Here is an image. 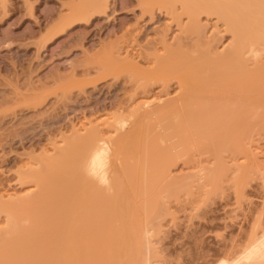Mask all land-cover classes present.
Instances as JSON below:
<instances>
[{
    "label": "rangeland",
    "instance_id": "1",
    "mask_svg": "<svg viewBox=\"0 0 264 264\" xmlns=\"http://www.w3.org/2000/svg\"><path fill=\"white\" fill-rule=\"evenodd\" d=\"M90 1L96 2V0ZM99 1L96 2L98 4L91 2L89 4V0L0 2V195L4 198V202L16 201L15 199L25 197L26 194L36 190L37 187L33 182L21 180L25 172L39 170L43 164L52 167L57 161L54 167H59L57 172L62 175L65 169L63 166L68 168L67 164L74 159L70 157L71 159H65L67 161L70 159L67 164L65 160L61 163L62 155L58 157L57 155L64 146L71 149L68 144L70 140L72 144L74 143L75 136L84 133L86 135L88 129L99 127L100 130L105 131L104 133L107 132L105 135L107 141L113 142L126 132L124 135L128 133L127 136L130 138L129 141L127 140V145H123L126 142L121 144L123 152L120 153V157L128 155L122 159L119 155H115L123 161L122 166L115 167L112 157L106 150L103 151L107 156L106 161L108 160L107 169L117 175L121 173L117 176L120 179L117 184L119 189L117 197L115 196L114 200V197L109 196L108 205L112 209V205L115 204L116 216L113 215V219L119 220L115 226L119 227L120 223L127 228L129 220L133 226L140 225L139 230L143 231L142 228L152 224L147 228L150 231L149 240L152 249L148 255L152 254L150 258L153 264H264V124L260 123L262 117L259 119L264 108L262 111L259 109L261 107L255 106V103H261L257 98L258 88L255 89L253 83L242 90L244 92L242 97L246 99L244 103L249 106V113L252 112L246 115L248 122L245 121L247 125L244 122V129H241V125H237L240 123V118L245 117L240 114L239 108L234 107L233 102L236 103L237 96L225 95L226 91L227 94L228 92L235 94V87L230 88L234 87V91L222 89L224 87L222 82L221 88L218 87L221 86L220 83L215 88L210 87L206 98L218 101L219 106L216 110L213 108L212 113L224 116L228 112L226 118L229 117L232 109L229 106L234 99L232 102L234 110L230 113V118L224 121L225 117L219 116L223 124L218 125L219 122L221 123L219 120L218 123L209 121L206 124L209 128L201 133L186 131L184 138H181L184 134L182 131L176 134L172 129L164 131L160 128V125L166 126L163 118L160 119V105L178 98L181 88H178L180 83L177 81L179 73L175 74V72L172 75V70L168 81L165 82L167 87L163 88L162 82L159 81L160 61L155 64V59L158 60L160 52H163L159 39L165 37L167 43H171L175 35L179 38L181 32L178 22L172 19L166 10L157 6H154L151 12H147L149 0H107L106 7L103 5V0ZM94 5L99 6L98 9L93 7ZM76 7L78 11H75ZM98 10H101L100 13ZM181 12L180 9L177 11V13ZM182 18L183 23L188 22L186 16ZM200 20L204 26L206 40L212 43V48L214 46L218 53L227 51L232 44V36L218 25L217 17L201 14ZM177 37H174L173 42ZM261 55L259 59H264V53ZM183 63L186 62H181L183 66L179 65L180 69L185 68L181 71L196 70L191 63L190 65ZM147 85L149 87L146 89ZM227 99L232 101L229 102ZM224 100L228 102L225 103ZM153 110L158 111L152 118L148 116L143 121L145 113ZM142 111L144 116H141ZM134 112L136 116L132 114ZM139 117L142 122L138 121ZM119 119L126 122L123 123L125 127L122 129L117 127L116 122L120 121ZM135 119L136 123H134ZM137 121L141 130L136 129ZM241 124L243 125L242 122ZM147 125L150 127L145 128L144 126ZM149 129L152 134L149 133ZM136 131L138 133L140 131V135ZM147 131L152 136L151 139ZM136 134L139 137L137 141ZM115 150L118 152L119 149ZM72 153L73 158L74 155L78 158L77 152ZM162 160L166 163L169 161L168 165L161 164L164 167L167 165L164 172L160 171L162 168L158 169ZM45 166L44 169L49 171L48 168L51 167ZM210 171H214L211 172V175L214 174L213 180L209 175L211 182L205 177ZM49 173H53L52 177L49 174L51 182L62 178L54 172ZM67 177L73 178L71 175ZM173 178L176 181L180 180L178 183H182L178 184L174 181L169 184L174 180ZM59 180L53 182L54 185L51 182L50 184L60 185L61 180ZM77 180H79L78 176L73 182ZM71 184L68 182V186ZM77 185L79 189V183ZM56 186L61 189L60 186ZM77 188L75 191L77 193L71 189L73 192L71 197L75 195L77 199L73 201L75 203L70 223L68 220L70 227L75 226L76 223L80 225L77 213L82 200L78 196ZM176 188L178 190L175 191ZM59 189L57 191H60ZM167 189L171 191L168 192L170 193L168 196ZM131 190L134 192L132 193ZM50 193L47 197L49 200ZM58 193L60 196V192ZM161 196L164 198H162L163 202L159 199ZM56 197L52 202L59 199ZM151 197L153 199L150 200ZM157 199L160 200L157 201L158 204L162 203L159 208L158 205L155 206ZM112 200L114 204L111 203ZM149 201H151L150 205H148ZM58 205L60 204L57 203L56 209ZM131 209L135 214L133 212L130 214L135 217L131 216V218L130 214H127L126 218L125 211L131 212ZM147 210L149 215H146ZM90 212L92 213L89 211L84 218L87 216V219H91ZM119 213L125 217L122 222ZM158 213L159 218L156 216ZM137 214H139L138 219ZM132 219L143 223V227ZM151 221L159 222L155 224ZM65 225H63L64 229ZM53 229L55 230V227H52ZM70 231L67 224L66 235L64 233L59 235L62 234V239L65 237V240L72 239L75 236H71ZM141 240L144 242H141L142 246L144 244L145 247L146 241L143 237ZM133 247V243L124 242L121 248L123 251L127 249L125 253L129 257L133 258L134 255L137 260L143 259L146 255V251H143L145 248L141 247L144 255L141 250V253L137 252L136 255L133 254L135 250ZM130 249L133 252L129 251ZM134 258L130 262L135 260Z\"/></svg>",
    "mask_w": 264,
    "mask_h": 264
},
{
    "label": "bare ground",
    "instance_id": "2",
    "mask_svg": "<svg viewBox=\"0 0 264 264\" xmlns=\"http://www.w3.org/2000/svg\"><path fill=\"white\" fill-rule=\"evenodd\" d=\"M6 1H8V0H0L1 3H4ZM90 2L91 1L89 0V4H90ZM96 2H97V0H96ZM96 2H93V3H96ZM99 2H101V0ZM102 2L104 3L103 5L106 7L107 6V0H103ZM78 3H79V1H78ZM146 3H147V1H146ZM96 4H98V3H96ZM82 6H81V8H82ZM89 6H87V7H89ZM100 6H102V5H100ZM154 6H157V7H160V9L166 10L167 14H169V16L171 15V18L175 19L178 22L177 24H178V28L180 30L179 32H181L180 35L182 34L181 36L179 35V38L176 35L174 36V37H177V39H178V40L177 39L175 40L176 42L175 41L173 42L174 37H172L173 43L169 42L171 45H169V43H167L168 40H165V37L163 39H159V40H161L160 44H162V45L160 47H161V50L163 52L162 53L160 52V54H159L160 57L158 60L155 59L156 60L155 64H157V62L159 63V61H160V79H159V81H160V83L162 82L163 88L167 87V86H165V82L168 81V78L170 77L169 75L171 73V70L173 72L172 75L175 72H176L175 74H177V73L181 74V75H179V74L177 75V78H178L177 81H178V83H180V86L178 85L179 86L178 88H181V90H180L181 93L179 94V97L176 98L175 100L168 101V102L160 105V112H159L160 113V119L163 118V121L166 122V126L163 127L162 125H160V128L163 129L164 131L172 129L175 134L179 131H180L179 133L184 132V134L181 137V138H184L186 131H192V132L199 131L201 133L204 131V129L206 130L207 128H209L206 125L209 121H211V122L214 121L216 123L221 121L219 116H223L222 114L212 113L213 112L212 109L214 108L216 110V107L219 106L218 101L210 100L206 97L208 96L207 94H208V90L210 89V87L215 88V86H217L220 83L221 86H218V87L221 88L223 86L222 84L224 83V87H222V89L227 88L228 90H232V91L235 90V94L234 93L231 94L230 92H228L229 94H227V91L225 92V90H224V92H225V95H231V96L236 95L237 96L236 103L233 102L234 99H233V101H232V99H227V100H229V102L232 101L235 104L234 105L231 102L232 105L230 104L231 106H229L232 108L230 110V113L232 112V110H234V108H233V105H234V107L239 108L238 111L240 112V114H242L243 117L244 116L246 117V118L244 117V119L241 117L240 123L238 122L239 124H237L238 126L239 125L242 126V127L240 126L241 129L242 128L244 129V125L245 124L247 125V122H248L246 120V119H248L247 118L248 116H246V115H248V113H249V106L246 103H244V101L246 99L242 97V95L244 94V92H242V90H245L247 88V86L252 85L254 83V85H252V86H254L255 89L258 88V93L256 92L257 98L259 99V101H261V103H258V102L255 103V106L261 107V108H259L261 110L264 108V59H259L260 56H262L261 54L264 53V0H149L147 3V12H151L153 10ZM93 7L98 9L99 6L94 5ZM77 8L78 7H76L75 11H78ZM179 9L182 11L181 13H177V11ZM92 10H94V9H92ZM100 11L98 10L99 13H100ZM201 14H206L210 17L216 16L217 20H218V25H220L223 28L224 32L231 34L232 44L230 45L228 50L225 49L227 51H225L224 53L216 52V48H214V46L212 48V46H211L212 43H210L209 40L208 41L206 40L207 38L204 35V26H202L201 20H200ZM182 16L187 17V19H188L187 23H183L184 20H183ZM70 17H72V16H70ZM162 33L163 32H161V34ZM162 37H163V35H162ZM164 51H165V53H164ZM154 55L156 56V53ZM128 57H131V56H128ZM184 61L186 63H183V64H185V65L189 64L190 65V63H191V66H193L194 69L196 68V70H193L191 72L181 71V69H185L183 67L180 69V66H183V65H181V62H184ZM185 65H184V67H186ZM180 72H182L183 74ZM156 81H158V79ZM231 86H234L235 89H234V87H233L234 90L230 89ZM148 87H149V85L146 86V89ZM224 102L227 103L228 101L226 102L224 100ZM225 105H227V104H225ZM146 107H148V106H146ZM255 109H254V111H255ZM158 110L147 111L145 113V117L144 118L142 117L143 118L142 120L144 121V119H147L148 116L150 118H152V116L155 115L157 113L156 111H158ZM251 110L253 111V109H251ZM257 110H258V108H257ZM137 113L138 112L136 111V114ZM230 113H229V117L227 116V118H230ZM250 113H252V112H250ZM132 114H135V112ZM136 114H135V116H136ZM227 114H228V112H227ZM227 114H225V115H227ZM263 114H264V111L259 118V119H261V117H262V119L260 121V123H262V124H264V115ZM137 115H139V114H137ZM225 115L223 116V118L225 117ZM141 116H144L143 111H142ZM140 118L141 117H139L138 121L142 122V120ZM227 118L225 117L224 121ZM119 120L120 121L117 120L118 122H116V121L115 122L118 125L117 127L122 129L123 127H125V124H123V123H126V122H124L123 119H119ZM138 121L136 124L137 127L135 125L134 126L136 127L137 130L138 129L141 130V128H138V126H139ZM245 121H247V122H245ZM241 122L243 123V125L241 124ZM244 122H245V124H244ZM134 123H136V119H135ZM223 123L224 122L222 120L221 123L220 122L218 123V125L223 124ZM160 124H162V123H160ZM218 125L216 124L217 128H218ZM115 126H116V124H115ZM144 127L146 128V127H150V126L147 125ZM115 129H116V127H115ZM136 129L134 128V130H136ZM142 129L145 130L144 128H142ZM149 130H150L149 133L152 134L151 129H149ZM87 132L88 133H86V135L84 133L83 135L81 134V135L75 136V138H74L75 140H74L73 144L71 143V140H70L71 145L68 144L69 142H67V144L69 146H71V149H67L70 147L67 146V148H66L64 146V148H63L64 151L61 149V152H60V150L58 151V153L60 152L61 154L60 153L58 155L56 154L57 157L62 155L60 157L61 163H63V161L65 159H68L70 157H72V159H74L73 161H70V163H68V161L71 158L68 161L67 160L64 161L66 164L68 163L67 165H69V166L66 165L68 168L63 166V168H65L64 170L62 168L63 174L65 173L64 175L63 174L61 175L57 172V170L59 171L60 168L54 167L57 164L56 163L57 161L55 162L56 164L53 163L54 160L52 158L53 161L50 160L53 163L52 167L49 164H45L47 166H45L43 164L42 167L40 168L41 170L40 169L39 170L37 169L38 171L37 170H30L28 172L23 173L21 176L22 181H29L31 183L32 182L34 183V186L37 187V188H35L37 190V191L36 190L34 191L35 193L34 192L32 193V191H31V193L26 194L25 197L15 199L16 201H14V200H11V202L7 201L8 203L4 202V198L2 197V195H0V225H1V227H0V264H138L139 261H140V264H151V263L153 264V262L151 261V258H150L152 254L150 256L148 255L149 254L148 252L152 249H151V243L149 240V236H150L149 232L150 231L147 228V227L151 226L152 224L147 226V227L142 228V229H144L142 231V230H139V226H140L139 224H141L143 227V223H139L138 220H137L138 222H136L135 220L132 219V221L136 222L137 224L139 223L138 224L139 226L137 225L138 227H136L134 224V226L136 227L135 228L133 226V224L131 223V221L128 220V225L126 228L125 226H122L120 223H119V227L117 225L115 226V224H117V222H119V220L117 221L118 218H116V220L113 219L114 218L113 215L116 216V213H115L116 211L114 209L115 208L114 207V205H115L114 200H115L116 194L118 193L117 191L119 190L117 184H118V181L120 180L117 176L121 173L118 172L119 174L117 175V173H112L111 171H109L107 169L106 166H107L108 160L106 161L107 156L103 154V151L106 150L107 154L112 157V159H113L112 163L115 165V167L117 165L122 166L124 163L121 159L123 157L125 158V156H127L128 154L124 155V156L122 155L123 156L122 158L120 157V153L123 152V151H121V146H122L121 144L126 142V144H123V145H127V140L129 141L130 137H128L129 136L128 133H127L128 136L124 135L126 133L125 132L123 134V136H120L116 141H113V142L110 141L109 142L106 139L107 137L105 138V135L107 132L104 133L105 131L100 130L99 127H93L92 130L88 129ZM139 133H140V131H139ZM149 133L147 131L148 135H149ZM138 134H136L137 138L135 137L136 141L139 138ZM132 135H134V132ZM148 135H147V137L150 136V135L149 136ZM147 137L145 136V138H147ZM176 137H178V136H176ZM140 138H142V137H140ZM151 138H152V136H150V139ZM185 139H186V136H185ZM185 139H184V142H185ZM130 141L132 142V140H130ZM72 142H73V140H72ZM133 142H135V141H133ZM184 142H183V145H184ZM76 147H77V149H76ZM116 148L119 149V150H117L118 152H116V150H115ZM187 148H188V146H187ZM74 149H75V151H74ZM124 149H125V147H124ZM72 152H75V154L77 152L78 158H76V155H74L75 157L73 158ZM115 155H119V157L121 159ZM131 159H132V157H131ZM136 160L138 161L137 158H136ZM127 161H125V162H127ZM162 161L159 165L160 167L158 166V169L162 168V170L160 169V171L164 172L167 169V165H168L167 163H169V161L167 163L165 160H162ZM132 162H133V160H132ZM162 163L167 164V165H165L166 169H165L164 165L163 166L161 165ZM146 164L147 163H145V165ZM63 165H65V164H63ZM44 166L45 167L50 166L51 168H48L49 171H46L47 169L45 170ZM147 166H149V165H147ZM153 166H155V165H153ZM61 167H62V165H61ZM43 170H45V171H43ZM49 172H54V174L56 173V175L58 177H59V175H60V177H62V178H60V180L63 181L62 182L63 184L61 183V181L57 177H56L57 179L52 178V179H54V181H53L54 183L57 180L60 181L59 182L60 185L57 183H56V185L60 186L61 189H59V187H57L55 185L60 191H57L58 189L56 188L57 189L56 190L55 186H52V184H50V182H51L50 178L52 177L53 173L51 174ZM121 172H123V170H121ZM211 172L212 171H210L205 176L206 180H209L211 176H212V180H213L214 174L211 175ZM49 174L51 175V177H49L50 176ZM66 174L73 176V178L72 177L69 179H68V177L66 178V176H68ZM75 175L78 176L79 180H77L76 182H73V179L75 180V177H76ZM122 175H124V173H122ZM122 175H121V177L123 179L125 177V175H124V177ZM209 175H210V177H209ZM63 177L65 180H63ZM154 179H155V177H154ZM70 180H72V181H70ZM125 180H126V178H125ZM174 181L178 183L180 180L176 181V179H174L173 181H170L169 184H172ZM186 181L187 180H185V182ZM53 182H51V183H53ZM64 182L67 184V185L65 184L66 187H63L65 189L62 188V186H65ZM68 182H69V184H71V183L72 184L68 186ZM183 182H184V180H183ZM188 182H189V180H188ZM209 182H211V179ZM54 183H53V185H54ZM78 183H79V189L77 188ZM180 183H182V182H180ZM180 183H178V184H180ZM169 184H168V186H169ZM212 184H213V182H212ZM73 185L75 186L74 189H73ZM189 185H190V183H189ZM175 186H176V183H175ZM178 186H180V185H178ZM156 187L157 186H155V188ZM181 187H183V186H181ZM76 188L79 190L78 196H79L80 200H82V204H81L80 208H78V213L76 212L77 216H78V222L80 221L79 222L80 225H78L76 223L75 226L71 225V227H70L69 223H70V220L72 218L71 213L74 209L73 204L75 203L73 201H75L77 199L74 197L75 195H73V197H71V196H72V193L76 191ZM172 188H174V186ZM185 188H187V187H185ZM51 189L53 192L51 191ZM53 189H55V191ZM69 189H70V191H71V189H73L72 190L73 192L72 191L70 192ZM156 189L158 190V188H156ZM174 190L176 191V190H178V188H176ZM50 192L53 193L52 194L53 196L51 195ZM54 192H56L55 195L58 194L57 197L54 195ZM58 192H60V194H61L60 196H59ZM133 192L134 191H132V193ZM168 192H171V191L170 190L167 191V196L170 194V193L168 194ZM49 193H50V200H49V198H47V197H49V195H48ZM75 193H77V192H75ZM186 193H187V191H186ZM165 194L166 193H164L163 195H165ZM187 194H189V193H187ZM68 196H69V198H68ZM109 196H111L112 198L114 197L113 198L114 200L111 201V203L114 204V205L111 204L113 207L112 208L113 211L111 209V206L108 205V203L110 201L109 200L110 198H108ZM162 196L159 199L162 200V202H163L164 198ZM167 196L165 195L166 198H167ZM177 196H180V195H177ZM54 197L59 198V199L55 198L57 200V202H56V200L54 202H52L54 200ZM70 197H71L72 202L70 201ZM152 197L149 199L150 200L153 199ZM132 199H134V198H132ZM173 199H175V198H173ZM61 200L63 201V203ZM160 200L157 199L155 201L156 202L155 206L158 205V208H159V205H162V203H160V204L157 203V201L159 202ZM68 202H71V204ZM118 202H119V200H118ZM126 202H128V201H126ZM150 202L151 201L148 202V205H150ZM53 203H56V204H53ZM57 203H59L61 206L58 205V208L56 209ZM65 203H66V207L64 205ZM106 203H107V205H106ZM54 205H56V206L54 208H52ZM126 205H127V203H126ZM71 207H72V209H71ZM128 207H129V205H128ZM126 208H127V206H126ZM150 208L153 209V207H151V206H150ZM163 208H164V206H163ZM52 209H54V210H52ZM61 209H63V210H61ZM75 209H77V208H75ZM135 209H137V208L135 207ZM152 209H150V210H152ZM155 209H157V208L155 207ZM58 210H61V211H58ZM69 211H71V212L69 213ZM89 211H92V213L90 212L91 213L90 214L91 219L89 218L90 220L87 219L88 218L87 216H86L87 218L86 217L84 218V216L87 213H89ZM153 211H154V209H153ZM163 211L166 212V210H164V209H163ZM67 212L71 217L68 216ZM113 212L115 214H113ZM126 212H127V210L125 211L126 218L128 217L127 214H130V213L132 214V212H133V214H135L134 211H132V209H131V212H130V210L128 211L129 213L128 212L126 213ZM59 213L61 215H59ZM122 213H124L123 210H122ZM131 214L129 216L130 217L133 216V218H134L135 215H131ZM53 215H56L59 218L56 216L53 217ZM66 215H67V217H70L67 220H66V218H67ZM119 215H120V213H119ZM146 215H149V211H148V214L146 213ZM158 215H159V213L156 214V216H158ZM77 216H76V218H77ZM136 216L138 219L139 214H137ZM120 217H122V216L120 215ZM57 218L60 219L61 221L58 220ZM123 218H125V217H122V219L120 218L121 219L120 222H122ZM131 218H130V220H131ZM158 218H159V216H158ZM52 219H55V220L53 221ZM86 219L88 221H86ZM68 220H69V223H68ZM154 220H156V219H154ZM160 220H162V218ZM62 221H67V222L63 223ZM73 221H75V220H73ZM140 221H142V219ZM159 221H155V222H159ZM151 222L155 223L154 221H151ZM51 223H53V224H51ZM129 223H131L132 225ZM144 223H145V221H144ZM54 224L55 225L58 224V225L54 226ZM67 224H68L69 230H71L69 232L70 235L75 236L74 238L69 239V240H65V237L62 239V234L59 235V233H64V235H66L65 232H66ZM72 224L74 225V223H72ZM148 224H149V221H148ZM155 224H158V223H155ZM63 225H65V229H64ZM120 226H122V227H120ZM52 227L53 228L55 227V230L54 229L52 230ZM79 227H82V228L79 230L78 229ZM117 227H118V229H117ZM128 227H129V230H128ZM140 228H141V226H140ZM52 231H54V232H52ZM78 236H81V237L83 236V237L81 238ZM144 236H145V238H144ZM142 237H143L144 241H146L145 247H144V244H143V246L141 244V242L144 243L141 240ZM53 238H55V239H53ZM58 239H60V240L58 241ZM124 242L125 243H128V242L133 243V245H134L133 249H135V250H134V252L131 251L132 248L128 244V246L131 248L129 251L133 252V254L136 253V255L138 254L137 252H140V250L142 251L143 248H145L143 251H146V255H144V253L142 251V255H144V258L143 259L141 258L142 260L138 259L139 260L138 261L137 258L135 259L134 255H133V258L135 260L130 262L133 258L129 257V255H127V253H125L127 249L123 251L121 248L123 246ZM75 247H77V248H75ZM141 247H143V248H141ZM126 248H127V246H126ZM150 253H151V251H150ZM139 255H141V254H139ZM142 255H141V257H143ZM130 256H131V253H130ZM138 256H135V257H138ZM129 258H131V260Z\"/></svg>",
    "mask_w": 264,
    "mask_h": 264
}]
</instances>
